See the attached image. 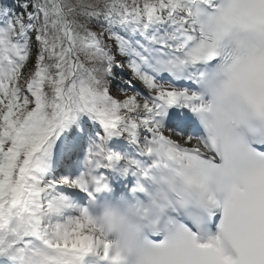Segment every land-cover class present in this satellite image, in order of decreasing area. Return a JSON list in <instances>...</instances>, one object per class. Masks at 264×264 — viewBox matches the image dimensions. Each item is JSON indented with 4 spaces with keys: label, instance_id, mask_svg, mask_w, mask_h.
Here are the masks:
<instances>
[{
    "label": "snow or ice",
    "instance_id": "snow-or-ice-1",
    "mask_svg": "<svg viewBox=\"0 0 264 264\" xmlns=\"http://www.w3.org/2000/svg\"><path fill=\"white\" fill-rule=\"evenodd\" d=\"M0 264H264V0H0Z\"/></svg>",
    "mask_w": 264,
    "mask_h": 264
},
{
    "label": "clouds",
    "instance_id": "clouds-1",
    "mask_svg": "<svg viewBox=\"0 0 264 264\" xmlns=\"http://www.w3.org/2000/svg\"><path fill=\"white\" fill-rule=\"evenodd\" d=\"M131 203H133V201H129L127 198H123V199L118 198L116 201H112V200L102 201L100 203V206L94 210V214L96 215L98 222H100L101 226L103 227L102 217L105 212L121 215L125 212L126 204H131ZM111 239L114 247H117L119 245L117 236L113 234L111 236Z\"/></svg>",
    "mask_w": 264,
    "mask_h": 264
}]
</instances>
